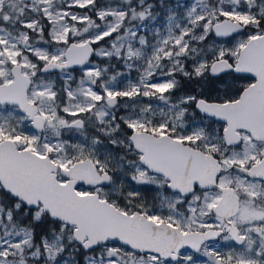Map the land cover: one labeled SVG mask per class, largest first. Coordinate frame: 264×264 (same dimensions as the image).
<instances>
[{
  "label": "snow or ice",
  "instance_id": "6c2138e0",
  "mask_svg": "<svg viewBox=\"0 0 264 264\" xmlns=\"http://www.w3.org/2000/svg\"><path fill=\"white\" fill-rule=\"evenodd\" d=\"M0 264H264V0H0Z\"/></svg>",
  "mask_w": 264,
  "mask_h": 264
},
{
  "label": "flooded vegetation",
  "instance_id": "af4514ba",
  "mask_svg": "<svg viewBox=\"0 0 264 264\" xmlns=\"http://www.w3.org/2000/svg\"><path fill=\"white\" fill-rule=\"evenodd\" d=\"M145 195L149 196V198L151 197V193H145Z\"/></svg>",
  "mask_w": 264,
  "mask_h": 264
}]
</instances>
